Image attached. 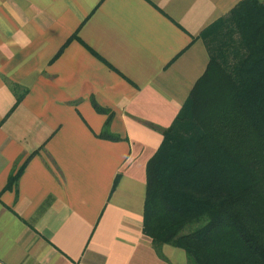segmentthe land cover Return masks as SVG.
Returning <instances> with one entry per match:
<instances>
[{
  "label": "crops",
  "instance_id": "crops-1",
  "mask_svg": "<svg viewBox=\"0 0 264 264\" xmlns=\"http://www.w3.org/2000/svg\"><path fill=\"white\" fill-rule=\"evenodd\" d=\"M244 1L0 0V264H189L147 167Z\"/></svg>",
  "mask_w": 264,
  "mask_h": 264
},
{
  "label": "trees",
  "instance_id": "trees-1",
  "mask_svg": "<svg viewBox=\"0 0 264 264\" xmlns=\"http://www.w3.org/2000/svg\"><path fill=\"white\" fill-rule=\"evenodd\" d=\"M231 22L236 54L213 52L147 167L144 233L189 264H264L263 3Z\"/></svg>",
  "mask_w": 264,
  "mask_h": 264
},
{
  "label": "clouds",
  "instance_id": "clouds-1",
  "mask_svg": "<svg viewBox=\"0 0 264 264\" xmlns=\"http://www.w3.org/2000/svg\"><path fill=\"white\" fill-rule=\"evenodd\" d=\"M15 43L19 44L22 48H24V47H27V46L31 43V41L28 40L27 37H24L22 40L17 39V40L15 41ZM7 48H8V45H6V44H4V45H0V51H5V54L9 56V59H11V55H12V54H10V53H8V52L6 51Z\"/></svg>",
  "mask_w": 264,
  "mask_h": 264
},
{
  "label": "rangeland",
  "instance_id": "rangeland-1",
  "mask_svg": "<svg viewBox=\"0 0 264 264\" xmlns=\"http://www.w3.org/2000/svg\"><path fill=\"white\" fill-rule=\"evenodd\" d=\"M177 259H180V258H177ZM181 261V260H180ZM179 260L177 261V264H181V262H180Z\"/></svg>",
  "mask_w": 264,
  "mask_h": 264
}]
</instances>
